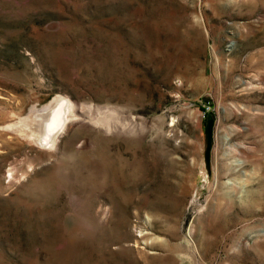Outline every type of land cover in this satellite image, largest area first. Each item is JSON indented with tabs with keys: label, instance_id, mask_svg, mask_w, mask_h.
Wrapping results in <instances>:
<instances>
[{
	"label": "rangeland",
	"instance_id": "obj_1",
	"mask_svg": "<svg viewBox=\"0 0 264 264\" xmlns=\"http://www.w3.org/2000/svg\"><path fill=\"white\" fill-rule=\"evenodd\" d=\"M0 264H264V0H0Z\"/></svg>",
	"mask_w": 264,
	"mask_h": 264
},
{
	"label": "bare ground",
	"instance_id": "obj_2",
	"mask_svg": "<svg viewBox=\"0 0 264 264\" xmlns=\"http://www.w3.org/2000/svg\"><path fill=\"white\" fill-rule=\"evenodd\" d=\"M61 101L62 100L60 98H53L47 108L42 110L44 114L41 116V118L43 119L42 122H38L40 125H43L44 136L42 138V141L51 144L50 147L55 146L60 138L59 135L63 134L68 129L75 115V108L73 107L74 105L71 106L70 103L67 102L70 114H66V116L64 117V109L60 104ZM37 121L38 120H36V122Z\"/></svg>",
	"mask_w": 264,
	"mask_h": 264
},
{
	"label": "trees",
	"instance_id": "obj_3",
	"mask_svg": "<svg viewBox=\"0 0 264 264\" xmlns=\"http://www.w3.org/2000/svg\"><path fill=\"white\" fill-rule=\"evenodd\" d=\"M202 111L205 113V109L204 108H202ZM206 114V113H205Z\"/></svg>",
	"mask_w": 264,
	"mask_h": 264
}]
</instances>
